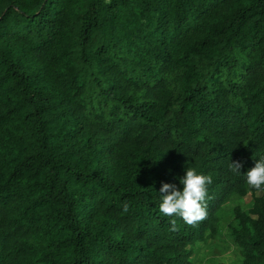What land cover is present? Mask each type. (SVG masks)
<instances>
[{
  "label": "trees",
  "instance_id": "trees-1",
  "mask_svg": "<svg viewBox=\"0 0 264 264\" xmlns=\"http://www.w3.org/2000/svg\"><path fill=\"white\" fill-rule=\"evenodd\" d=\"M258 159L264 0H0V264H191ZM188 168L192 224L159 210ZM262 193L230 223L243 264Z\"/></svg>",
  "mask_w": 264,
  "mask_h": 264
},
{
  "label": "clouds",
  "instance_id": "clouds-1",
  "mask_svg": "<svg viewBox=\"0 0 264 264\" xmlns=\"http://www.w3.org/2000/svg\"><path fill=\"white\" fill-rule=\"evenodd\" d=\"M241 163L231 162L230 170L241 173ZM247 184L253 189L264 192V159H258L255 166L246 173ZM211 178L198 173L194 168L185 170V175L180 178L182 187L176 184L163 183L160 188L159 210L165 216H178L185 222L192 224L203 220L206 213L207 185Z\"/></svg>",
  "mask_w": 264,
  "mask_h": 264
},
{
  "label": "rangeland",
  "instance_id": "rangeland-1",
  "mask_svg": "<svg viewBox=\"0 0 264 264\" xmlns=\"http://www.w3.org/2000/svg\"><path fill=\"white\" fill-rule=\"evenodd\" d=\"M262 192L247 195L234 194L221 206L219 213L222 216L220 232L217 236L200 240L192 246L194 251L191 264H243L244 258L241 248L234 240L231 221L235 217L236 208L249 212L255 204L256 197Z\"/></svg>",
  "mask_w": 264,
  "mask_h": 264
}]
</instances>
